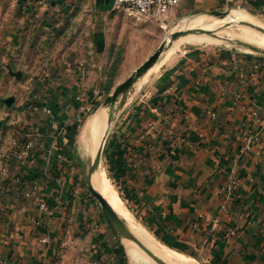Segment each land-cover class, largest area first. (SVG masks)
Wrapping results in <instances>:
<instances>
[{
	"label": "crops",
	"instance_id": "crops-1",
	"mask_svg": "<svg viewBox=\"0 0 264 264\" xmlns=\"http://www.w3.org/2000/svg\"><path fill=\"white\" fill-rule=\"evenodd\" d=\"M215 4L264 13V0H183L169 16ZM118 10L125 9L114 0H0V157L9 155V167H16L14 178L0 173V207L9 209L5 222L14 217L21 231L6 264H43L58 243L55 233L72 229L82 204L93 206L71 153L97 97L96 90L82 96L98 73L90 69L87 78L81 65L86 56L113 53L109 23ZM37 44L45 68L32 66L20 81L6 77L19 72L13 70L19 54L28 56ZM186 51L129 95L126 115L104 148L110 180L138 221L178 253L204 264H264V58ZM55 54L63 56L61 64H52ZM14 140L33 142L26 163L10 156ZM20 177L24 187L11 192L8 181ZM231 178L241 182L236 194L227 190ZM85 212L77 216L82 220ZM98 218L94 209L91 219ZM84 222L77 233L94 246L89 264H126L121 240Z\"/></svg>",
	"mask_w": 264,
	"mask_h": 264
},
{
	"label": "rangeland",
	"instance_id": "rangeland-1",
	"mask_svg": "<svg viewBox=\"0 0 264 264\" xmlns=\"http://www.w3.org/2000/svg\"><path fill=\"white\" fill-rule=\"evenodd\" d=\"M227 11H230L231 12L230 14H232L233 11H241L245 14L243 17L244 19L243 20L234 19V21H237V22L233 21L230 23H222V20H223L222 18L209 15L210 12H227ZM197 17H204L205 20L207 21V22L205 21V24L211 25V26L213 25V27L205 28V25H197L195 27L188 26L191 23V21ZM243 22L251 23L257 27L264 29V13L250 12V10L249 11L244 10L243 8H240L236 4H231L230 6H225V7H220L219 5L215 4V5L209 6V8L207 9L194 10L193 12L189 14H183L181 10H177L174 13V16H169L165 27H161V24L158 22L156 23L150 22V21L146 22L143 20L138 21L127 10H118L112 16L111 21L109 23V29L111 31V37L113 41V53L109 55H105V56H99V57L98 56H86L85 59L82 61V65H81V68L84 71L83 73L85 74V76H87V78L91 76V75L88 76V72L90 69H91V74L93 73V69H96V72L98 73L97 79L95 81H94V78L96 76V72H94L95 73L93 74L94 77L92 76L91 80L89 81V82L94 81V84L92 83L90 86L87 85L85 87H82L81 90L83 93L82 96L84 98H86V96L88 95L87 94L88 92L92 90H96L99 94L98 95L96 94L97 97H96L95 102L92 104V107L97 106V105H99V107L97 108L96 111H93V112L88 111L86 113L85 118L82 119V124L80 125L79 129H77L76 132L74 133V137H73L74 141L71 144V146H73L71 153L73 152L72 154L74 155V158H76V171L74 172L75 174H79L80 176L79 182L80 184H82L80 188L84 190L86 196H88L90 201H92V204L94 207L87 206V204L86 205L82 204V207L78 209H81V212L86 211L84 213V216L82 215L83 219L81 220V217L77 216L81 213L77 209L76 210L77 214L75 213L74 215L75 218L72 223V226H70V224L68 225V228L69 229L72 228L73 231H71L72 229L70 231L69 230L67 231L65 227V228H62L63 231H60L59 233H55L56 235L54 237L56 238H54V240L56 242L58 241V243L56 244V246H54V248H52L53 251L50 254H49L50 252L49 248H46V253H48L49 255L47 257L48 260L46 259L43 262V264H89L90 255L94 250V246L92 245L90 246L89 237L87 241H85L86 238H84V236L81 235L82 233L81 232L77 233V230L82 231L83 227L81 229L80 226L81 224L85 223L84 220H90L91 221L90 224L93 225V227L95 226L97 228V229L95 228L96 230H101V227L103 225V227L106 230H108L109 233L113 234L116 238H118L113 233L107 220L105 219L99 202L91 195V193L88 190V174L92 167V163L94 159L91 158L89 152L84 147L85 144L83 141V135L94 113L97 111H100L103 113V121H104L105 126H104V134L102 137L103 141L101 142V146H100L101 148L105 140L107 131H109L110 133L112 128L116 124H119V122H122V120L124 119L126 115V111H124L125 107L120 111V113L116 114V111L118 110L117 109L118 105L109 107L106 104L107 99L119 85H121L125 80H127L128 77L140 65H142L150 56L154 54V52L159 48V46L163 42L170 41L171 36L176 32L185 31L187 29L196 30V28L198 29L203 28L202 30H209V31L212 30V31H215L216 33L215 35H199V36L211 37V38L221 41L222 43L221 42L219 43L203 42V43H191L190 44L188 42H182L172 54H168V52L170 51L169 49H171L174 44H176L178 41L185 39L188 36L182 37L183 39L181 38L178 41H175L170 47H168L167 48L168 52L166 51V53H163V55L154 65H156L162 58L166 57L167 54L169 56H167L168 59L165 61V63L172 60L173 58H176V56L181 54V52H183L184 50H188V49L195 48V47L209 48V49H214V50L221 49V50H227L234 54H238L239 56L246 55V56H251V57L264 58L263 53L253 51L247 48L246 46L241 45V42L247 43L250 46H253L255 49L258 48L264 51V46L259 45L253 41L247 40L249 39L247 37H252V39H254L255 41H264V33L254 27H251L250 25H246ZM228 24H231V25H228ZM247 31L248 32L250 31L249 34H247ZM60 32L58 34H60ZM227 34H230L231 37L233 38L231 37L227 38L226 37ZM192 35H197V34H192ZM43 53H44V48L38 47V44L34 45L33 51L30 54H28V56L23 55V53L19 54L20 56L17 57V59H19L20 61L15 62V67L13 68V70H16L22 73L24 71H29V69H31L32 66L41 65L43 68H45L46 65H44L45 62H43L42 55H41ZM27 57H30L32 64L28 63L30 61L27 60ZM43 57L47 59L50 56L47 54H44ZM62 57L63 56L60 54H55L53 56L52 64L53 65L54 63L61 64L62 61L59 63V59L61 60ZM94 61L96 63L97 62L99 63L100 68H99V65L96 67L92 65ZM165 63H163L162 66ZM27 66H29L30 68H27ZM159 70L157 71V73L159 72ZM157 73L152 74L147 80L155 76ZM146 74H148V72ZM10 75H6V77H10L12 80L16 79L15 76H13L12 74ZM144 76L135 85V87L132 89L130 94L137 93L138 88L140 89V87L144 85V83L147 81L146 80L142 82V80L145 78ZM28 77H32V75L29 74ZM86 83L88 82L86 81ZM129 99L130 98H128V100ZM112 116H115V117L112 120V124L109 127V121L111 120ZM105 145H106V142H105ZM4 155L5 154H2V157H0V173H3V170H6L8 171L7 174L6 175L2 174V175L7 176V178L9 177L14 178L15 176L13 174L16 172V169H15L16 167H9L11 164V161L8 162L9 155L7 154L6 156ZM11 155H13L12 150L10 152V156ZM103 155L105 156L104 149L102 153L101 165H100V168L97 170L99 172L102 171L105 173V177L111 186V191L115 192L118 195L119 199L122 201L121 207L124 210V212L129 213V217L132 219V221L135 224L141 226L147 232L150 238L154 239L155 243L161 249L171 252L173 255L172 259L174 262L176 263L179 262L178 258L180 257L179 256L180 253H178V251L175 250L172 245L167 244L162 238L158 237L157 235L155 236L151 230H148L145 225L141 224V222L138 221L137 214L132 211L129 205L125 202L124 198L119 195V192L115 184L112 183L110 180V174L107 168L108 164ZM97 170H96V173L98 172ZM19 179H21L20 182L18 179H15V182L8 181L7 185H9L10 187L9 190H11V192H13L12 191L13 189L11 188H13L14 186L24 187L22 178L20 177ZM76 182L79 183L78 181ZM3 188H4V185H3ZM23 201L24 200L20 197L18 198V200L14 202L17 203L18 205V204H22ZM7 203L9 204L8 206L11 205L10 200H7ZM4 208L0 207V259L3 258V260L0 261V264H4L6 257H8V252L14 249L11 245L15 241V235L21 234V231H18V230L15 231V226L12 223L13 220H15L14 217H11L10 219H8L9 220L8 223L5 222L4 214L7 213L9 209H4ZM94 209L98 210L99 212L98 219H91V213ZM73 211L74 210H72V212ZM71 218L68 219V221L71 220ZM121 219L127 224V226L129 225V222L127 220H125L123 217H121ZM63 225L65 226V223ZM67 232L69 233V235ZM70 237L72 239V243L71 245H68L69 242L66 243V240L70 241ZM133 243L134 241L132 242V240H127V239L121 240L120 251H121V254L126 259V264H158L151 257H149L145 252H143L142 249H141V253L145 257L149 258L152 262H143V263L134 262V260L131 258L129 254V246H128V244H133ZM44 250H45V247H44ZM37 255L40 256V253L38 251H37ZM44 257L42 258L44 259ZM185 258L187 261H192L194 264H204L202 262H199L187 256H185ZM163 260L165 259L163 258ZM165 261L169 264H174L172 262H169L168 260H165Z\"/></svg>",
	"mask_w": 264,
	"mask_h": 264
},
{
	"label": "bare ground",
	"instance_id": "bare-ground-1",
	"mask_svg": "<svg viewBox=\"0 0 264 264\" xmlns=\"http://www.w3.org/2000/svg\"><path fill=\"white\" fill-rule=\"evenodd\" d=\"M244 15L245 14L243 12H241V11H233L232 14L228 15L226 18H224L222 20V23H230V22H233L234 19H242L243 20L244 19L243 18ZM199 16H201V15H199ZM205 21L206 20H205L204 17H197L194 20H192L191 23L188 26L195 27L197 25H205V28H212L213 27V25L211 26V25L205 24ZM234 22H237V21H234ZM196 29H198V28H196ZM249 32L247 31V34H249ZM226 37L230 38L231 35L227 34ZM220 38H222V37H220ZM231 38H233V37H231ZM247 38H249V39H247ZM247 38L246 39L249 40V41H253V42H255V43L259 44V45L264 46V41H255L254 39H252V37H247ZM182 42H188V43L191 44V43H203V42L219 43L221 41H219L217 39H214V38H211V37L199 36V35H191V36H188V37H186L185 39H183L181 41H178L176 44H174L173 47L171 49H169L170 51L169 52L167 51L168 54H172L179 47L180 43H182ZM168 54H167V56H169ZM167 56L162 58L156 65L151 67V69L148 71V74H145L146 76H144L145 78L142 80V82L146 81L152 74L157 73V71L160 69L162 64L165 63V61L168 59ZM104 126L105 125H104V121H103V113L100 112V111H97L91 117V119H90V121H89V123H88V125H87V127L85 129L84 135H83V141H84V144H85L84 147L87 149V151L89 152L91 158L94 159V160H95L96 155H97V153H98V151L100 149L101 142L103 141L102 137H103V134H104ZM91 181L93 183V186L98 191H100V193L105 197V199L110 204V206L115 210V212L120 217H123L125 220H127L129 222V225H128L129 229L144 243V245L147 248H149L152 251V253H155L158 256H161L165 260H168L169 262H172L174 264H194L192 261H187L185 256H183L181 254L179 255L180 257L178 258L179 262H177V263L174 262L173 259H172L173 255H172L171 252H168L167 250L161 249L155 243L154 239L150 238V236L147 234V232L141 226L135 224L132 221V219L129 217V213H125L124 210L122 209V207H121V202L122 201L119 199L118 195L115 192L111 191V186L108 183L104 172H102V171L99 172L98 171L96 173V171H95V173H93ZM134 243L133 244H128V246H129V254H130L131 258L134 260V262H136V263L152 262L149 258L145 257L141 253V248L139 247L140 248L139 249L137 247L138 245L135 243L137 245L136 246Z\"/></svg>",
	"mask_w": 264,
	"mask_h": 264
},
{
	"label": "water",
	"instance_id": "water-1",
	"mask_svg": "<svg viewBox=\"0 0 264 264\" xmlns=\"http://www.w3.org/2000/svg\"><path fill=\"white\" fill-rule=\"evenodd\" d=\"M230 11L227 12H210L209 15L220 17L222 19L226 18L228 15H230ZM246 25H250L251 27H254L264 33V29L257 27L251 23L243 22ZM231 25V24H228ZM192 34L197 35H215V31H209V30H202V29H196V30H185L176 32L171 36L170 41L163 42L159 48L154 52L152 56H150L142 65H140L129 77L127 80H125L121 85H119L113 93L109 96L107 99L106 104L109 107L116 106L117 111L116 114L120 113V111L126 106L130 92L135 87V85L140 81V79L149 71L151 67L154 66V64L160 59V57L167 51V48L170 47L175 41H178L182 37H186ZM241 45L246 46L247 48L257 51L264 54V51L254 48L253 46H250L247 43L241 42ZM13 76L16 77L17 80H21L22 73L21 72H11ZM14 102V97H11L7 100H5V103L7 106H11ZM115 116L111 117V120L109 121V127L112 124V120ZM109 134V131H107L105 140L103 142L102 147L98 151L95 160L92 163V167L88 174V190L91 193V195L99 202L102 212L104 214L105 219L107 220L111 230L113 233L118 237V239L123 240H132L134 241L138 247H140L149 257H151L155 262L158 264H169L163 258L157 256L155 253L153 254L152 251L147 248L144 243L129 229L127 224L121 219V217L115 212V210L110 206V204L107 202V200L103 197V195L95 189L93 186V183L91 181V177L93 173L97 169L100 168L101 160H102V153L105 146V142L107 139V136Z\"/></svg>",
	"mask_w": 264,
	"mask_h": 264
},
{
	"label": "built area",
	"instance_id": "built-area-1",
	"mask_svg": "<svg viewBox=\"0 0 264 264\" xmlns=\"http://www.w3.org/2000/svg\"><path fill=\"white\" fill-rule=\"evenodd\" d=\"M182 2L183 0H114L116 8H123L129 11L138 21L154 19L161 24V27L166 26L171 10L179 6ZM183 52L184 54L187 53L186 50ZM96 94L99 93L96 92ZM44 112L48 115L52 114V110L48 107L44 108ZM60 134L65 136L67 134L66 129H61ZM33 145L32 141L21 142L20 140H14L12 142L13 157L18 160H22L23 163H26L30 158L32 149L34 148ZM3 174L6 175L7 171L3 170ZM240 188V180L238 178H231L227 188L228 193L236 194L240 191ZM40 210L47 212L49 208L47 204L43 202L40 205ZM42 242L48 244L46 240H42ZM4 263L6 264V261Z\"/></svg>",
	"mask_w": 264,
	"mask_h": 264
},
{
	"label": "trees",
	"instance_id": "trees-1",
	"mask_svg": "<svg viewBox=\"0 0 264 264\" xmlns=\"http://www.w3.org/2000/svg\"><path fill=\"white\" fill-rule=\"evenodd\" d=\"M109 92H110V91H109ZM98 107H99V105L94 106V107H92L89 111H90V112L96 111ZM90 112H89V113H90ZM123 262H124V261H123Z\"/></svg>",
	"mask_w": 264,
	"mask_h": 264
}]
</instances>
